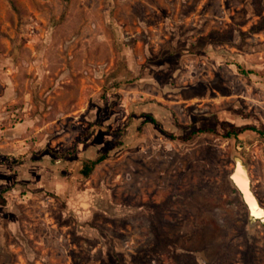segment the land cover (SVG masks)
Masks as SVG:
<instances>
[{"label":"rangeland","instance_id":"rangeland-1","mask_svg":"<svg viewBox=\"0 0 264 264\" xmlns=\"http://www.w3.org/2000/svg\"><path fill=\"white\" fill-rule=\"evenodd\" d=\"M239 163L264 0H0V264H264Z\"/></svg>","mask_w":264,"mask_h":264},{"label":"water","instance_id":"water-1","mask_svg":"<svg viewBox=\"0 0 264 264\" xmlns=\"http://www.w3.org/2000/svg\"><path fill=\"white\" fill-rule=\"evenodd\" d=\"M239 164H242V163H239ZM238 167H239V165H238ZM242 168H243L244 174H245L246 169H245V166L243 164H242ZM236 173H237V171H236ZM236 173L233 176L234 181L239 185V187L242 188V190H243V192H244V194H245V196H246V198L250 204L253 219L261 218L264 221V210L262 208H260V205H259L257 199L254 197L253 193L251 192L249 178L247 176V173L245 174L246 179L244 181V184H243V182L241 183L239 181V179L235 177Z\"/></svg>","mask_w":264,"mask_h":264},{"label":"trees","instance_id":"trees-1","mask_svg":"<svg viewBox=\"0 0 264 264\" xmlns=\"http://www.w3.org/2000/svg\"><path fill=\"white\" fill-rule=\"evenodd\" d=\"M240 135V132H238V131H230L229 133H228V136L229 137H232V136H239ZM107 159V155H103V156H101V157H99V158H97V159H89L86 163H85V165H84V167H83V169H82V174L85 176V177H87V178H89L92 174H93V172H94V170L96 169V167H97V165L98 164H100L101 162H103L104 160H106Z\"/></svg>","mask_w":264,"mask_h":264},{"label":"bare ground","instance_id":"bare-ground-1","mask_svg":"<svg viewBox=\"0 0 264 264\" xmlns=\"http://www.w3.org/2000/svg\"><path fill=\"white\" fill-rule=\"evenodd\" d=\"M245 174H246V172H245ZM245 174H244V170L242 168V164H239V167L237 169V173H236L235 177L238 178L241 183L243 182V184H244V181L246 179Z\"/></svg>","mask_w":264,"mask_h":264}]
</instances>
